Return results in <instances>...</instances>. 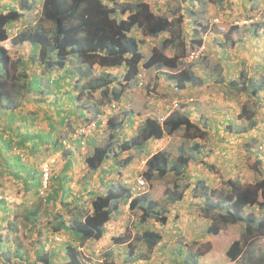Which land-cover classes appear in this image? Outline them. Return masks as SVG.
Listing matches in <instances>:
<instances>
[{
  "label": "trees",
  "instance_id": "obj_1",
  "mask_svg": "<svg viewBox=\"0 0 264 264\" xmlns=\"http://www.w3.org/2000/svg\"><path fill=\"white\" fill-rule=\"evenodd\" d=\"M190 1L223 7L227 0ZM18 2L17 7L10 6L0 11V168L6 170L0 169L1 177L9 174L22 181L25 193L33 190L40 195L44 186L40 165L39 168L29 166L23 160L43 147L49 148L50 156L61 151L64 157L69 158L63 166L64 174L53 173L49 183L52 189H47V196L41 195L45 201L55 202L59 197L68 198L71 195V175L67 172L73 167L70 157L75 156L74 151L81 152L82 139L86 142V151L82 152L87 153L84 163L90 172L103 171L104 168L105 173L119 171L123 177L121 170L131 165L136 154L143 151L150 140H161L180 130L186 139L203 140L208 136L206 126L201 121L192 120L184 110L170 112L163 121L152 114L140 122L135 119L136 113L130 107L116 110L123 97L128 95L129 88L145 85L143 73L151 68L164 73L175 84L174 89L175 86L185 88L202 82L190 67H181L189 44L194 48L204 42L198 38L190 43L185 37L182 27L187 15L185 11L178 14L175 8L166 14H159L144 0H41L40 8L36 7L37 0ZM20 20L23 26L13 36L16 22ZM193 28L196 34L200 30L208 31L206 23H199ZM260 32H264V22L251 23L247 28V33L252 35L259 36ZM147 37L160 38V44L148 54L143 51ZM12 46L14 49L10 50ZM169 49H174V54L169 55ZM165 67L173 72L164 71ZM229 72L222 66L216 82L228 83L238 92L246 91L264 101L263 75L261 81L250 76L244 84H240L236 79L228 80L229 76L231 78V74L227 75ZM152 89L149 91L152 92ZM99 92V103H90L88 108L87 102ZM105 103L109 104L108 111L101 109ZM29 105H34V108L28 109ZM87 108L96 111L94 117L90 118L86 113ZM73 117H82L86 123L97 120L100 123L105 117L104 131L92 130L73 138L72 131L86 124L80 123L67 135L61 134L65 121ZM248 118L251 127L263 123L252 114ZM106 131L109 132L107 140L100 142L97 133ZM250 138L247 144L251 151L255 145L250 146V142L256 137ZM64 141L71 147H66ZM192 151L200 153L199 143H194ZM196 157L183 147L179 148L175 158L161 149L147 155L146 169L141 174L150 181L155 176L164 177L168 173L181 179L187 174L190 163L197 161ZM258 164L264 168V160L257 157L252 169L257 170ZM262 172L259 179L249 183L228 178L221 188L209 185L208 178H197L194 184V195L203 199L200 209L209 219L210 233L223 235L230 225L244 224L243 233L230 243L226 251L227 259L239 264H264V253L258 255L255 249L257 241L264 236V216H258L254 210L257 207L264 212V170ZM131 186L125 180L119 187L108 184L105 193L87 192L90 200L79 201L81 204L76 202L69 219L57 215V221L49 223L52 225L51 234L63 229L70 232L64 246L56 247L63 251L65 248L66 252L65 259L58 264H88L83 252L84 243L89 239L101 240L113 214L126 204L131 211L138 210L142 223L150 219L167 223L168 215L158 208V202L147 194L134 195ZM168 197L171 202H177L182 200L184 193L174 192ZM7 201V197H0V264H26L31 253L19 236V223L4 214L8 208ZM37 215L36 206L28 209L26 214L35 229ZM38 230L37 241L41 245L35 248L33 264H52L51 255L45 247L47 239L43 240V231ZM53 237L55 240L56 235ZM120 238L114 236L116 242H125ZM139 238L147 243L148 250L153 251L164 236L158 229L150 228L143 230ZM212 248L210 241L202 243L196 248L195 258Z\"/></svg>",
  "mask_w": 264,
  "mask_h": 264
},
{
  "label": "rangeland",
  "instance_id": "obj_2",
  "mask_svg": "<svg viewBox=\"0 0 264 264\" xmlns=\"http://www.w3.org/2000/svg\"><path fill=\"white\" fill-rule=\"evenodd\" d=\"M40 2L41 0H38L37 8H40ZM261 4H263L262 9H257V5H252L251 0H227L223 7L216 6L215 8H213L214 6L208 5L206 7V4H199L200 7H198L195 12H189L188 15H186L187 19L184 18L182 27L184 35L190 43L194 39L201 38L206 42V49L199 59L189 61L187 57L192 47L189 44L184 63L181 67L186 65L198 75L204 76V78H206L204 82L196 87L190 85L188 86V90H182L180 94L174 89V84H171V82L169 86L165 84L163 88L160 86V89H152L154 80L157 81L158 75L156 76L157 69L151 68L143 73L142 77L145 85H137L129 88L127 90L128 95L123 97L120 106L116 109L117 111H121L123 108L128 109V107H130L135 111V119L139 122L148 115L154 114L161 117V115L165 116L169 111L172 112L174 110H184L188 112L193 116L192 120L194 121H201L203 118H201V115H204L203 113H205V115L210 113L212 116L206 118V120H209V126L214 128L215 131L216 129H221V132H228V140H223L222 137L216 139L213 136L214 132L211 130H209L208 136L203 140L186 139L183 137L182 130L173 135H166L161 140H150L143 151L136 154L131 165L121 170L124 172L123 177L120 176L121 172L119 171L105 173L104 168L103 171L99 169L95 173L90 172L88 166L84 163L87 153L82 152V150L81 152L74 151L75 156L70 157L73 161V167L67 172L68 175H71V178H69L71 195L68 198L59 197L55 202L53 200L50 202L47 200L45 201L41 194H35L33 190L25 193L22 181L13 178L9 174H5L3 177L0 176V197H8V208L4 214H8L9 219H13L19 223L21 229L19 236L21 237L22 243L25 244L31 253L30 261L26 264H33L36 257L34 252L35 248L41 245V243L37 241L39 237L38 229L43 231L42 239H47L45 247L51 255L52 264H58L59 261L65 259L66 252H64L65 248L63 251L62 249L57 250L56 247L64 246L63 244L70 232L63 229L57 234H51L50 228L52 225L50 224V226L49 223H55V221H57V215H63L66 219H69L76 202L81 204L79 201L86 202L90 200L91 196L87 192L105 193L108 184L119 187L125 180L131 183L136 174L144 173L148 154L164 149L170 153L172 158H175L179 154L180 147H183L187 153H194L199 161L205 160L206 157V159L208 158L211 162L216 160L217 162L216 164L213 162L210 164L207 161L191 162L187 168V174L183 175L181 179L176 177L173 173H168L164 177L155 176L151 181L148 180L150 186L144 194L149 195L158 202V208L168 215L170 222L167 221L166 224H161L154 219H150L142 223L139 219L138 210L131 211L129 206H123L122 208L125 207L126 210H123L122 214L127 215L125 219L126 222L120 225V230H115V234L113 235L115 237H121L120 239H123L125 242H116L113 236L108 245V247H111L108 249H105L106 246H104L105 250H102V248L98 251L94 249L92 252H89V250L85 252L83 250L88 264H155L154 260H152L153 256L158 257L159 260L162 258V264H171L170 262L176 264H239L227 259L226 251L230 243L235 238L241 236L244 231V224L237 223L230 225L224 230L223 235L222 233H210L208 230L209 219H206L204 216H201L199 220L197 218V215H203L200 209V205L203 204V199L194 195V184L196 183L194 178L206 179L208 177L209 185L221 188L223 180L225 181L228 177L240 179L241 181L245 179L246 183H248L247 181L249 178L257 180L262 176V171L264 170L262 165H256V167L259 168H257V170L252 168L257 157L264 160V101L261 97L251 96L246 91L238 92L235 88L229 86L228 83L216 82V78L220 75V68L222 65L230 70L227 75L231 74V78H229V76L228 80L234 79L233 76L236 74L235 71H238L237 67H240V63L246 55H250L252 61L257 60V58H262L260 64L262 63L261 66L263 67L261 69L256 68L257 73L255 74V78L261 81V76H264V57L262 56L264 55V32H260L258 36L259 39L255 38L257 36L251 35V38H247V43H244V40H242L245 36L248 37L247 28L251 23L264 22V2H261ZM210 7H212L211 10ZM233 7H235L236 10H234ZM214 16L220 17L222 23L226 27L224 31L219 29L217 25H214L211 27V34H208V32L204 30H200V32L196 34L194 28H192L193 26L188 20L190 19L191 22L194 21L195 23H206L209 29L210 26L208 24ZM22 23L23 21L18 22L12 33L13 36L17 35L18 30L23 26ZM250 39H252V41H250ZM150 40L147 41V44L143 47V51L146 54L152 50V43H155L157 46L160 44V38H157V41L153 42ZM251 44H258V52H254L250 48ZM13 49V46L12 49L10 47V50ZM174 52V49L167 50L169 55L174 54ZM254 54H257L256 57ZM253 63L254 62H252V66H254ZM252 66L243 70H247L246 75H250L254 72L255 68ZM251 69H253L252 72ZM164 71L173 72L172 69L166 67ZM248 78V76L242 75L237 76L236 80L239 81L240 84H244L245 80ZM165 79L169 81L166 77ZM150 88L152 92L149 91ZM261 93L262 91L260 94ZM100 97V92L95 93V98L87 102L88 108L90 107V103H99ZM176 97L182 99V104L178 108H172V100ZM153 98L156 99L157 106L152 105ZM190 98H193V100H190ZM224 100L227 102H224ZM260 103H262V105ZM101 107V109L107 110L109 104L105 103ZM27 108L33 109L34 105H29ZM244 108L246 111H243ZM95 112L94 109L86 110L90 118L94 117ZM250 114H252L254 118L257 117V119L261 120L263 123H258L255 127H251L248 120ZM80 123H86L85 119L82 117H73L71 120L65 121V125L62 127L60 133L67 135V133ZM218 124L222 126L220 129ZM233 128L239 129L233 130ZM107 133L109 132L106 131L103 134L97 133L96 137L100 139V142H104L108 138ZM250 136L256 137L255 141L250 142V146L255 145L254 149L251 151L247 144L248 137ZM196 142L200 145V153L192 151V147ZM88 148L89 150L91 149L90 145ZM49 153H51L49 148L43 147L40 151L36 152L35 155L26 156L23 162L29 166L39 168V165L41 167L43 161L59 155V158H57L58 161L56 160L54 163L55 168L53 173L54 175L62 176L64 174L63 166L69 158L64 157L61 151L56 152L52 156H50ZM126 154L127 153L124 155ZM221 155L224 159H221ZM225 161L234 163L232 172L231 174H225L223 169H219V175V172L216 170L219 166V168L226 167L227 169H231V165L226 164ZM0 169L5 170L3 167ZM246 171H248V174H246ZM49 183L47 189L49 188L51 190L52 188ZM177 183H179V186H177ZM180 191L184 193L182 200L171 202L168 194ZM47 194L48 190L45 195L47 196ZM34 206L38 207V222L36 229L33 228L34 226H32V223L26 218L28 209ZM254 210L257 212L258 216H264V212L257 207ZM194 214L195 216L192 218ZM179 220H182L181 224H175V222H179ZM183 223H186V227L191 228L193 231L186 230ZM150 228L158 229L163 233V236L170 233L169 245H171L170 247L173 249H169V252L163 251V249L159 251L157 249L153 252L148 250L147 243L140 239L139 235L143 230ZM195 229L196 233L194 231ZM54 235L58 237H55V240L53 237ZM164 239L166 240L167 237H164ZM207 241L213 244V248L204 255H198V258L195 259L197 246ZM255 249L258 255L264 253V236L257 241ZM130 254L132 257L134 256V258H128ZM99 260L102 261L100 262Z\"/></svg>",
  "mask_w": 264,
  "mask_h": 264
},
{
  "label": "crops",
  "instance_id": "obj_3",
  "mask_svg": "<svg viewBox=\"0 0 264 264\" xmlns=\"http://www.w3.org/2000/svg\"><path fill=\"white\" fill-rule=\"evenodd\" d=\"M120 1H127V0H120ZM144 1H147V2H149L150 4H151V8L155 11V12H157V13H159V14H166V13H168V12H170V11H172V10H175V8H177V13L178 14H182V13H184V11L186 12V14L188 15V12H195V10L198 8V7H200L199 6V4H201V5H204L203 3H202V1L201 2H197V1H190V0H187L186 2L184 1H181V0H144ZM259 1H261V0H251V4L252 5H257L258 7H257V9H262L263 7V4H261V3H259ZM37 2H38V0H37ZM38 4V3H37ZM19 5V2H18V0H0V9L1 10H6V9H8L10 6H14V7H17ZM206 5L208 6V5H210V3H206ZM212 6V5H211ZM211 8L212 7H210V10H211ZM213 8H215V7H213ZM233 9L234 10H236L235 9V7H233ZM0 10V11H1ZM180 11V12H179ZM212 12V11H211ZM211 14V13H210ZM185 19H187V17L185 18ZM189 21H190V24L193 26V27H196V26H198V24H199V22L196 24L194 21L193 22H191V20L190 19H188ZM21 21V20H20ZM20 21H17L16 22V24H18V22H20ZM22 22V21H21ZM192 27V28H193ZM210 34L212 33V32H209ZM249 34V33H248ZM247 34V35H248ZM165 36H167V33H165L164 34ZM252 34H249L248 35V37H244L242 40H244V43H247V38H251L250 36H251ZM254 36H256V35H254ZM255 38H257V39H259V37L257 36V37H255ZM147 39V41H149L150 39L152 40V42L153 41H157V39H154V38H146ZM150 40V41H151ZM246 40V41H245ZM250 41H252V39H250ZM255 43H257V42H255ZM259 44V43H258ZM258 44L257 45H253V44H251V46H250V48L254 51V52H258V48H257V46H258ZM152 45H153V47L154 46H157L155 43H152ZM263 48V47H262ZM246 53V52H245ZM255 55V57H256V55L257 54H254ZM263 57H264V55H262ZM260 60H262V58H257V60H255V61H252V59H251V56L250 55H246L245 57H243V61H241V63H240V67H237V70L238 71H235L236 72V74H234V76H233V78L234 79H236V77L237 76H248V77H250V76H255V74L257 73H255V71L257 70L256 68H259V69H261V64H260ZM247 62V63H246ZM252 62H254L253 64H254V66H252ZM260 65V66H259ZM223 66V65H222ZM254 67L255 68V71H254V73L252 72V70L253 69H251V74L250 75H246V72H247V70L246 71H243L244 69H246V68H248V67ZM259 66V67H258ZM226 69H228L227 67H226ZM234 72V73H235ZM237 72H238V75H237ZM197 74V73H196ZM158 75V78H157V81L156 80H154V83H155V85H156V89H160L161 87L160 86H162V88L165 86V84L167 85V86H169L170 85V81H166V79H165V75H164V73H159L158 72V70H157V72H156V76ZM198 75V74H197ZM201 79H202V82H204V80L206 79V78H204V76H202V75H198ZM260 76H261V74H260ZM259 76V77H260ZM256 77V76H255ZM231 80V79H230ZM201 82V83H202ZM200 83V84H201ZM171 84H174V83H172L171 82ZM200 84H198V85H200ZM175 85V84H174ZM198 85H195V87L196 86H198ZM188 86H190V85H187L185 88H180V90L178 91V93L180 94V93H182V90L184 91V90H188ZM164 90V89H163ZM263 99V98H262ZM221 100V99H220ZM222 101V100H221ZM224 102H227V101H225L224 100ZM226 104H231V103H226ZM261 105H262V103H260ZM152 105H154V106H157V103H156V99L155 98H153L152 99ZM217 105V104H216ZM171 111H169L168 113H170ZM167 113V114H168ZM166 114V115H167ZM204 115H201V124L202 125H205L206 126V129L209 131V130H211V131H213L214 133H213V136L216 138V139H218L219 137H222V139L223 140H228V138H229V133L228 132H225V131H223V132H221L220 130V128L222 127L221 125H219V129L220 130H217L216 129V131L214 130V128H212V127H210L209 126V120H206V118L208 117V116H212L210 113H208V115H205V113H203ZM191 117H193L192 115H191ZM200 121V120H199ZM207 124V125H206ZM217 131H219V132H217ZM251 138H253V136H250ZM250 138V139H251ZM249 140V139H248ZM221 157V159H224V158H222V155L220 156ZM198 162H203V161H207L208 163H215L216 164V162H217V160L216 161H210L208 158L206 159V157H205V160H201V161H199V160H197ZM226 162V164H228V165H231L230 167H231V169H227L226 167H222V168H216V170L219 172L218 174L220 175V170L219 169H223L224 170V173L225 174H227V173H229V174H231V172H232V168H233V166H234V163H230L229 161H225ZM236 162V161H235ZM231 170V171H230ZM249 171V170H248ZM248 171H246L247 173L246 174H248ZM251 171V170H250ZM232 176V175H231ZM208 178V177H207ZM228 178H230V177H228ZM227 178V179H228ZM195 180H196V178H194ZM226 180V179H225ZM256 180V179H255ZM255 180H252V179H250L249 178V180L247 181L248 183L249 182H253V181H255ZM224 181V180H223ZM242 182H244V183H246V180L245 179H243L242 180ZM195 183V182H194ZM222 185H223V183H222ZM217 188H220V187H217ZM185 202V201H184ZM126 206L128 207V204H126ZM125 211L126 209H125V207L124 208H120V210H119V212H117V213H114L113 214V216H112V218H111V220L107 223V225H106V233H105V235H104V237L101 239V240H92V239H89V240H87L85 243H84V251L86 252L87 250H89V252H92L94 249L96 250V251H98V250H100L101 248H102V250H105V249H108V248H110V247H108V245L110 244V240H111V238H113V234H115V230H117V229H119L120 230V225H123V224H125V222H126V217H127V215H123L122 214V211ZM195 216V214L194 215H192V218ZM201 216H204V215H202V214H199V215H197V218H198V220L201 218ZM205 217V216H204ZM206 218V217H205ZM207 219V218H206ZM183 220H184V218H183ZM168 222H170L169 221V217H168ZM181 222H182V220H179V222H175V224H181ZM186 223H183V226H185L186 227ZM186 230H190V231H193V230H191V228H189V227H186ZM195 231V233H196V229L194 230ZM114 232V233H113ZM118 234V233H117ZM163 234V233H162ZM170 234V233H169ZM169 234H165V236L164 237H167V239L165 240L164 238L162 239V241L154 248V250L153 251H156L157 249H158V251L160 250V249H163V251H167V252H169V249L171 250V249H173L172 247H170L171 245H169L170 244V236H169ZM118 236V235H117ZM196 240H199V239H196ZM200 240H202V239H200ZM123 244H125V243H123ZM104 246H106L105 247V249H104ZM159 246H160V248H159ZM113 247V246H112ZM152 251V252H153ZM188 254H189V252H188ZM86 256V255H85ZM196 256V255H195ZM132 258H134V256L132 257ZM198 258V256L195 258V259H197ZM152 260H154V262H155V264H158V263H160V264H162V258H160V260L158 259V257H155V256H153L152 257ZM61 261H63V260H61ZM61 261H59V263L61 262ZM100 262L102 261V260H99ZM140 262V261H139ZM153 262V261H152ZM236 262V261H235ZM171 264H176V263H172V262H170ZM222 264V263H221Z\"/></svg>",
  "mask_w": 264,
  "mask_h": 264
},
{
  "label": "built area",
  "instance_id": "obj_4",
  "mask_svg": "<svg viewBox=\"0 0 264 264\" xmlns=\"http://www.w3.org/2000/svg\"><path fill=\"white\" fill-rule=\"evenodd\" d=\"M214 25H217V27H219V29H221L222 31H224L226 28L225 25L222 23L220 17L215 16L210 21V24H209L210 27L207 31L208 34H209V32L212 31L211 27ZM205 49H206V42L204 41L200 46L191 48L189 50L187 59L189 61H195V60L199 59L200 56L205 52ZM141 81H143V80H141ZM141 84H142V82H141ZM175 89H176V91L180 90V88L178 86H175ZM190 100H193V98H190ZM181 104H182V99L180 97H176L172 100V108H178L181 106ZM167 115L160 117L161 121H163ZM98 121L99 120L91 121V122H88L86 124L79 125L78 127H76L72 131L73 132L72 137L73 138H79L81 135L86 134L92 130H97V131H100L102 133L104 131V128L106 125V119L102 118L100 120L101 121L100 123H98ZM64 143L67 144L66 147H71V145H69L67 143V141H64ZM80 146H82L81 147L82 151H86L85 139L81 140ZM57 158H59V155L53 156L52 158H49L48 160L43 161L41 164L40 171L42 172L43 183H44L43 184L44 186L40 190L41 195L46 194V192H47V186H48V183L50 181L51 175L53 174V170L55 168L54 163L56 160L58 161ZM131 184H132L131 187H132L134 195L144 194L149 189V186H150L148 180L141 173H138L135 175ZM56 238H58V237H56Z\"/></svg>",
  "mask_w": 264,
  "mask_h": 264
},
{
  "label": "clouds",
  "instance_id": "obj_5",
  "mask_svg": "<svg viewBox=\"0 0 264 264\" xmlns=\"http://www.w3.org/2000/svg\"><path fill=\"white\" fill-rule=\"evenodd\" d=\"M210 24V23H209ZM150 185V184H149Z\"/></svg>",
  "mask_w": 264,
  "mask_h": 264
}]
</instances>
